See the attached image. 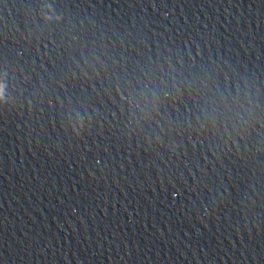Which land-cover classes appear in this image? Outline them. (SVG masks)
I'll return each mask as SVG.
<instances>
[{
  "label": "water",
  "instance_id": "95a60500",
  "mask_svg": "<svg viewBox=\"0 0 264 264\" xmlns=\"http://www.w3.org/2000/svg\"><path fill=\"white\" fill-rule=\"evenodd\" d=\"M0 264H264V0H0Z\"/></svg>",
  "mask_w": 264,
  "mask_h": 264
}]
</instances>
